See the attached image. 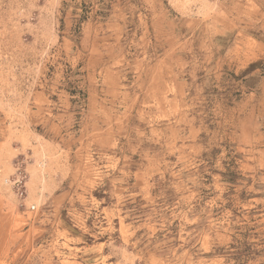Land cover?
Instances as JSON below:
<instances>
[{
  "label": "rangeland",
  "instance_id": "obj_1",
  "mask_svg": "<svg viewBox=\"0 0 264 264\" xmlns=\"http://www.w3.org/2000/svg\"><path fill=\"white\" fill-rule=\"evenodd\" d=\"M0 264H264V0H0Z\"/></svg>",
  "mask_w": 264,
  "mask_h": 264
}]
</instances>
